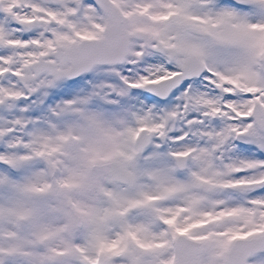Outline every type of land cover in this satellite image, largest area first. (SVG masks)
<instances>
[{
	"label": "snow or ice",
	"instance_id": "1",
	"mask_svg": "<svg viewBox=\"0 0 264 264\" xmlns=\"http://www.w3.org/2000/svg\"><path fill=\"white\" fill-rule=\"evenodd\" d=\"M0 264H264V0H0Z\"/></svg>",
	"mask_w": 264,
	"mask_h": 264
}]
</instances>
